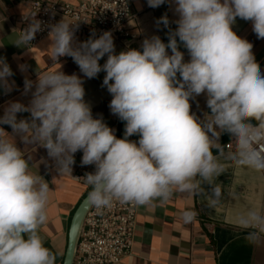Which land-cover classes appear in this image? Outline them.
I'll list each match as a JSON object with an SVG mask.
<instances>
[{
	"label": "clouds",
	"instance_id": "9594fccd",
	"mask_svg": "<svg viewBox=\"0 0 264 264\" xmlns=\"http://www.w3.org/2000/svg\"><path fill=\"white\" fill-rule=\"evenodd\" d=\"M166 2L175 5L179 16L168 43L153 35L143 40L142 51L128 48L119 54L111 31L98 37L93 32L79 41V23L63 18L46 23L37 14L24 20L27 26L12 45L26 49L37 33L47 30L54 62L71 57L88 79L106 73L102 86L112 96L109 108L126 123L124 138H117L102 117L94 118L85 101L84 79L75 73L57 70L36 74L35 80L25 77L28 104L9 101L0 115V264L56 262L39 232L47 221L50 187L29 170L17 138L45 149L60 175L71 174L74 156L82 151L81 166H95L94 172L85 173L84 182L91 189L88 201L98 211L113 201L164 203L175 193L206 195L208 207H217L222 187L214 180L224 171L219 159L224 133L235 144L228 153L234 165L264 172V73L253 44L233 31L240 18L250 21L257 38L264 40V0H147V5L157 8ZM157 24L168 27L167 15ZM177 38L188 51L187 62ZM19 68L27 71L26 65ZM13 75L6 58L0 57V89L5 94L15 87ZM201 94H206L210 109L202 120L190 104ZM20 113L29 116L18 119ZM133 135L139 140L128 139ZM195 216L191 210L182 214L185 222ZM237 223L253 229V242H264V210L249 209Z\"/></svg>",
	"mask_w": 264,
	"mask_h": 264
},
{
	"label": "crops",
	"instance_id": "0c3cea01",
	"mask_svg": "<svg viewBox=\"0 0 264 264\" xmlns=\"http://www.w3.org/2000/svg\"><path fill=\"white\" fill-rule=\"evenodd\" d=\"M28 1L0 0V45H3L0 47V57L6 58L14 73L10 81H15L12 92L5 94L0 89V115L9 101L28 104L30 94H23L25 77L35 80L36 74L62 70L65 74L75 73L84 79L85 101L91 105L94 118L102 117L114 129L117 138H120L121 120L112 114L109 108L112 96L102 86L106 73L101 72L96 78L88 79L83 77L71 57H61L58 62H54L48 37L26 49L12 45L19 36L18 18L28 11ZM127 1L134 15L129 22L131 37L114 41L116 54L128 48L142 51L143 40L153 35L166 41L169 31L177 28L175 21L179 16L174 10V4L166 2L157 8H151L148 7L147 0ZM165 14L169 19L168 27L157 24ZM233 31L253 44L255 60L264 73V40L258 39L252 31V23L237 18ZM180 51L184 53L185 62L189 61L188 52ZM168 52L171 54V50L168 49ZM106 59L107 56L99 63L103 65ZM19 65H26L27 71L22 72ZM206 100V94L190 100L191 112L201 120L205 113H210ZM28 116L29 113H20L18 119ZM4 127L11 132L10 127ZM129 140L138 141L139 136L133 135ZM220 143L224 146V154L219 157L224 171L215 178L214 183L222 187L221 203L210 208L206 195L175 193L164 203L155 200L150 205H137L130 253L118 264H264V242H253L249 238L253 229L242 228L237 223V217L242 213L246 214L249 209L264 210V172L236 166L228 159V153L234 150L225 148L226 144L232 143L227 133L221 135ZM17 146L29 160V170L41 175L49 184L47 221L39 232L45 246L55 254V264H62L71 218L91 190L90 186L84 180L75 178V156L71 174L60 175L55 163L47 157L46 150L40 148L39 144H23L17 138ZM213 151L215 153L216 150ZM204 192H208L206 185ZM187 210L196 213L191 222H185L182 217Z\"/></svg>",
	"mask_w": 264,
	"mask_h": 264
},
{
	"label": "built area",
	"instance_id": "2783aa9c",
	"mask_svg": "<svg viewBox=\"0 0 264 264\" xmlns=\"http://www.w3.org/2000/svg\"><path fill=\"white\" fill-rule=\"evenodd\" d=\"M28 11L19 16L18 31L27 26L25 19L37 18L55 23L61 18L79 23L76 37L87 40L93 32L98 37L111 31L114 41L131 37L129 22L133 19L127 0H29ZM149 7V6H148ZM48 37V31L37 33L32 44ZM235 150L234 142L226 144ZM82 151L75 154V178L84 180L85 173L94 172L95 166H81ZM137 205L113 201L109 208L98 211L90 206L81 222L71 264H118L130 253Z\"/></svg>",
	"mask_w": 264,
	"mask_h": 264
},
{
	"label": "water",
	"instance_id": "95a60500",
	"mask_svg": "<svg viewBox=\"0 0 264 264\" xmlns=\"http://www.w3.org/2000/svg\"><path fill=\"white\" fill-rule=\"evenodd\" d=\"M178 41V46L179 50L186 51L188 52L187 49L183 46L181 42ZM165 44L168 43V40L163 41ZM170 50V49H169ZM125 121L121 120V126H120V138H124V133H125ZM129 139V137H128ZM91 206V204L88 201V194L83 198V200L80 202L78 207L76 208L70 222L69 226V231H68V243H67V248L65 252V256L63 259L62 264H71L72 262V257H73V252H74V247L78 235V231L81 225V222L83 220V217L88 210V208Z\"/></svg>",
	"mask_w": 264,
	"mask_h": 264
},
{
	"label": "trees",
	"instance_id": "16d2710c",
	"mask_svg": "<svg viewBox=\"0 0 264 264\" xmlns=\"http://www.w3.org/2000/svg\"><path fill=\"white\" fill-rule=\"evenodd\" d=\"M119 138V137H118Z\"/></svg>",
	"mask_w": 264,
	"mask_h": 264
}]
</instances>
